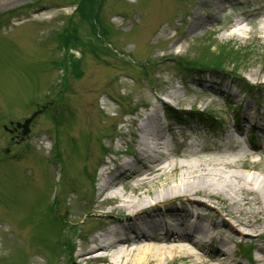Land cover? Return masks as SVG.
<instances>
[{"label": "rangeland", "instance_id": "1", "mask_svg": "<svg viewBox=\"0 0 264 264\" xmlns=\"http://www.w3.org/2000/svg\"><path fill=\"white\" fill-rule=\"evenodd\" d=\"M82 3L90 12L85 16L74 13L78 0H0V264H116L108 249L86 248L130 216L96 189L114 161L131 158L137 149L132 129L153 107L170 158L219 157L235 163L222 164L225 173L264 178V137L257 129L264 122V37L254 11L259 0ZM231 16L240 18L235 34ZM41 104L47 106L27 140L8 144L1 124ZM167 107L177 110L176 119L167 117ZM189 108L210 112L220 129L184 118ZM234 124L243 130L246 152L224 137ZM249 136L259 140L258 146L251 143L258 150L247 149ZM187 148L196 154L182 156ZM113 190L123 191L121 183ZM185 202L177 198L150 209L166 220L155 229L177 227L169 207ZM201 208L208 214L197 220L214 238L196 245L195 264L217 257L218 239L229 253L221 264H257L264 226L252 232L227 221L218 234L207 225L212 207ZM169 244L155 242L148 260L122 264H194L167 251Z\"/></svg>", "mask_w": 264, "mask_h": 264}, {"label": "bare ground", "instance_id": "2", "mask_svg": "<svg viewBox=\"0 0 264 264\" xmlns=\"http://www.w3.org/2000/svg\"><path fill=\"white\" fill-rule=\"evenodd\" d=\"M254 11L258 15L256 30L264 37V0H259ZM207 14L208 18L213 19V12ZM235 18L234 25L237 26L239 17ZM230 32L235 34V26L231 27ZM158 116V111L153 107L132 129L136 151L130 154V159L114 161V166L107 168L106 176L96 189V195L102 200L113 198L116 202L114 208L125 212L130 216L129 220L102 233L104 240L96 241L86 251L93 248L108 249L113 250V258L120 262H145L157 250L154 234L160 232V229H155L154 225L166 221L157 217L150 209L164 206L177 198H183L186 202L178 208L169 207L171 220L178 226L166 230L171 243L165 248L167 251H176L179 257L187 258L190 263L198 262L194 247L214 238L213 234L206 231V226L197 220L208 214L203 212L201 205L212 207V217L207 225L215 228L218 234L226 230L223 227L227 225V221H234L252 232L264 226V178L259 179L249 171L225 173L221 165L233 166L235 163L219 157L202 160L187 158L182 161L170 158V153H166ZM244 118L248 119L247 116ZM257 129L264 137V122L258 123ZM166 130L170 131L168 125ZM239 130L227 129L224 137L226 140H237L241 136ZM153 132L154 137L151 136ZM196 152L188 148L181 155ZM121 177L123 180L120 181ZM116 183H121L123 191L116 193L117 190H113ZM124 187L128 191H124ZM219 200H226V203ZM241 232L248 233L245 230ZM218 252L217 257L200 259L199 262L221 264L224 257L229 255L221 239H218ZM253 260L257 264H264V246L258 249Z\"/></svg>", "mask_w": 264, "mask_h": 264}, {"label": "water", "instance_id": "3", "mask_svg": "<svg viewBox=\"0 0 264 264\" xmlns=\"http://www.w3.org/2000/svg\"><path fill=\"white\" fill-rule=\"evenodd\" d=\"M35 114V112L27 119L24 120L23 124H21L23 127H26L27 123L30 121L31 117ZM19 125V124H18ZM23 133L26 132V128L23 129Z\"/></svg>", "mask_w": 264, "mask_h": 264}, {"label": "trees", "instance_id": "4", "mask_svg": "<svg viewBox=\"0 0 264 264\" xmlns=\"http://www.w3.org/2000/svg\"><path fill=\"white\" fill-rule=\"evenodd\" d=\"M83 1H84V0H82V2H83ZM82 5H84V3H81V5L79 6V9H78L80 13H82V12L84 13V12H85V10L81 9V7H84V6H82ZM66 37H67V35H66ZM209 66H210V65H209ZM211 66H212V65H211ZM212 67H215V65L212 66Z\"/></svg>", "mask_w": 264, "mask_h": 264}]
</instances>
